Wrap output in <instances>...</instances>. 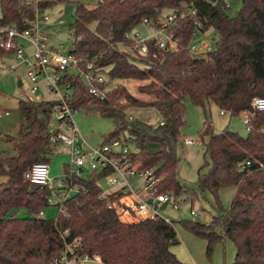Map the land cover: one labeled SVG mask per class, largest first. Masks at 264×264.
Wrapping results in <instances>:
<instances>
[{"label":"trees","instance_id":"1","mask_svg":"<svg viewBox=\"0 0 264 264\" xmlns=\"http://www.w3.org/2000/svg\"><path fill=\"white\" fill-rule=\"evenodd\" d=\"M0 4V27L25 30L34 27L37 11L54 1L1 0ZM166 11L184 13L167 28L177 50L169 43L159 49L155 38L146 41L149 51L140 53L129 33L145 18L156 22ZM231 11L225 0H100L94 7L77 1L69 53L84 62L94 61L110 80H148L138 90L149 98L134 96L122 83L102 98L88 92L81 75L65 79L73 88L72 108H97L111 117L115 131L105 141L123 136L133 147L134 162L154 168L162 178L160 192L177 199L188 191L178 172L186 100L205 110L216 104L233 116L249 112L247 135L228 129L217 133L205 122L200 138L209 160L199 169L197 187L213 196L218 213L207 223H182L207 239L208 254L216 242L229 238L236 249L231 264H264V111L252 105L255 97H264V0H241L237 13ZM197 23L202 32L212 30L216 37L209 50L192 53L189 45ZM120 44L128 50L119 49ZM11 53L0 48V57ZM54 104L20 99L18 135L5 136L14 153L0 154V175L6 176L0 184V264H55L64 251L70 256L88 254L100 264H186L172 251L180 243L174 221H123L117 207L122 194L104 195L99 183L104 172L65 179L64 191L72 186L78 191L57 203L56 219L39 216L49 205L52 190L30 182L24 174L36 163L49 164L55 153L58 143L51 137L60 128L52 126ZM131 107L155 108L163 124L135 118L128 112ZM224 189L234 191L228 207L221 203ZM191 192L194 199L195 191ZM20 209H26L27 216L21 217Z\"/></svg>","mask_w":264,"mask_h":264},{"label":"built area","instance_id":"2","mask_svg":"<svg viewBox=\"0 0 264 264\" xmlns=\"http://www.w3.org/2000/svg\"><path fill=\"white\" fill-rule=\"evenodd\" d=\"M226 6L232 8L230 3L225 0ZM37 11V19L33 28L19 30L15 26L0 27V48L13 50L14 55L20 59L19 65L23 64L27 69V77L30 81L29 100L54 101L53 122L54 128L60 130L51 137L53 142H57L56 149H61L70 154V163L67 164L68 171L61 182V188H66V180H70L74 175L84 176L85 170L92 172H104L107 178V184L111 188L104 195L113 192H120L118 210L122 215L128 214L135 218L164 219L172 222L171 219L163 217L162 207L167 204L169 208L176 210L180 208L177 198L172 193H162L159 189L161 177L157 176L154 168H143L132 158L133 148L123 136L115 137L104 141L99 145H91L79 132L74 122L73 115L75 111L70 105L73 95V88L65 77L71 74H79L85 80L88 92L91 95L105 97L106 93L117 87L116 80H110L106 73L98 68L94 61L84 60L68 52H63L61 47L53 46L49 42V36L38 29V22L47 19L48 16L42 11L40 15ZM178 16H184V13L170 11L167 15L160 17L156 22L145 18L144 23L154 25L156 31L147 36L141 37L138 33L137 38L128 37L133 40L139 52L146 54L148 49L147 40L157 39L155 46L159 49L166 48L168 43L172 50H177V42L173 35L167 32V28L172 25ZM159 24L160 27H156ZM203 26L197 23V29L192 33V39L189 49L192 53H200L209 50L212 47V41L206 38H200L199 33ZM205 33V32H203ZM24 40L28 43L29 50L21 43ZM153 55L156 57L157 52ZM85 63L83 67L82 64ZM19 65H12L15 70ZM67 89H72L68 93ZM55 95V98L45 99V95ZM252 105L257 110L264 111V97H255ZM9 115L10 112H4ZM225 114V111H221ZM3 114L0 113V117ZM244 121L247 128H250V113H244ZM161 124L163 122L161 121ZM202 142L201 139H187L185 144L192 145ZM250 162H247L249 164ZM25 179L32 183L49 187L51 190L50 166L48 163H36L24 174ZM66 179V180H65ZM72 186L68 191H64L63 201L72 193ZM50 201V198H49ZM61 202V201H60ZM116 206L112 204L111 206ZM61 211L65 209L61 206ZM191 214L194 219L199 214L192 207ZM44 211L39 213L43 217ZM136 215V216H135ZM94 258L88 254L82 256H70L64 251L55 264H87Z\"/></svg>","mask_w":264,"mask_h":264},{"label":"rangeland","instance_id":"3","mask_svg":"<svg viewBox=\"0 0 264 264\" xmlns=\"http://www.w3.org/2000/svg\"><path fill=\"white\" fill-rule=\"evenodd\" d=\"M35 1V0H28ZM41 1H54L50 7L41 8L40 13L43 11L48 18L42 19L38 22V29L49 36V42L53 46L61 47L63 52H68L73 43V34L70 29L71 24L75 20L76 15V2H82L89 7H94L100 0H41ZM231 7V14L234 15L241 8V0H227ZM1 2V0H0ZM168 12H164L163 16ZM2 15L0 4V17ZM156 31L154 25L142 22L134 28L129 36L137 38L139 33L141 37H147ZM200 38L211 40L216 37L212 30L205 33H199ZM27 50L28 43L24 40L21 41ZM121 50H128V48L120 44L118 45ZM13 53L0 57V154H13L14 150L10 143L5 139V136L18 135V126L20 122L19 114V100L25 99L30 96V81L27 77L26 66L20 63ZM12 65H19L17 69L12 70ZM126 86L128 91L136 97L141 99H148L149 96L139 92L138 86L149 82L148 80L139 81L134 79L118 80ZM72 93V89L65 90ZM55 95H45V99L49 100L55 98ZM124 102V100H123ZM9 111V115L4 112ZM129 114L135 118H139L149 124L157 125L161 122L162 117L160 113L152 107H131L128 109ZM74 122L79 129L81 135L91 144L99 145L108 138L112 132L115 131V122L111 117L103 116L97 108H82L74 113ZM185 125L182 128V144L178 147V154L180 157L179 163V179L182 184L188 189L177 200L180 208L173 210L169 205L165 204L162 207L163 217L169 218L174 221V227L178 233L180 243L172 246V251L177 255L179 260L186 264H231L235 257V245L229 238L222 239L216 242L213 246L211 254L207 253V239L200 236L189 229L185 228L182 221H198L207 223L217 215L215 208V201L213 196L209 193H202L198 190L197 180L200 167L204 164L205 160V145L203 142L188 145L185 144L187 139L200 140V131L202 130L205 122L210 123L215 132L219 133L225 129L239 132L242 135H247L249 130L244 121V113L239 116H233L229 112L221 114V109L211 103L206 105V110L199 105H195L190 99L186 100L185 111ZM132 146V145H131ZM133 148V147H132ZM70 163V154L61 149H56L55 153L51 156L50 177L52 194L50 196L49 205L44 207L43 217L48 219H56L59 214L58 202L63 201L62 195L64 192L61 188V182L65 176V167ZM92 174L89 169L85 170L84 177L88 178ZM6 180V176L0 175V184ZM99 183L104 192L107 193L111 190L107 184V178L99 179ZM78 191L74 186L72 188V195ZM191 191H195L194 199L191 196ZM232 190L224 189L221 191V203L224 207H228L231 198ZM199 214V217L194 219L191 214L192 205ZM21 217L27 216L26 209L18 210ZM136 216V215H135ZM217 233H221L219 226L215 227ZM99 259L95 258L87 264H100Z\"/></svg>","mask_w":264,"mask_h":264},{"label":"crops","instance_id":"4","mask_svg":"<svg viewBox=\"0 0 264 264\" xmlns=\"http://www.w3.org/2000/svg\"><path fill=\"white\" fill-rule=\"evenodd\" d=\"M232 193H234V191H232ZM192 207H194V204L192 205ZM121 219H122L123 221H126V222H131V221H136V220H137V218L132 217V216H130V215H128V214H124V215H122ZM94 259H95V258H94ZM99 263H100V262H99Z\"/></svg>","mask_w":264,"mask_h":264}]
</instances>
